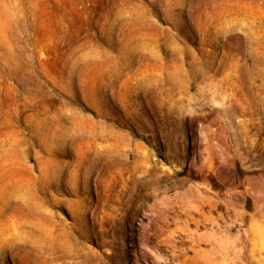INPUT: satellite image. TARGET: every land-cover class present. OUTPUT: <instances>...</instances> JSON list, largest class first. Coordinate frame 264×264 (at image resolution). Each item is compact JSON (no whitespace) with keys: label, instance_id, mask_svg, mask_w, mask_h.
I'll return each mask as SVG.
<instances>
[{"label":"rangeland","instance_id":"rangeland-1","mask_svg":"<svg viewBox=\"0 0 264 264\" xmlns=\"http://www.w3.org/2000/svg\"><path fill=\"white\" fill-rule=\"evenodd\" d=\"M0 264H264V0H0Z\"/></svg>","mask_w":264,"mask_h":264},{"label":"bare ground","instance_id":"bare-ground-1","mask_svg":"<svg viewBox=\"0 0 264 264\" xmlns=\"http://www.w3.org/2000/svg\"><path fill=\"white\" fill-rule=\"evenodd\" d=\"M31 213V217H38V216H40V214H41V216H45V215H43L42 213H40L39 211H31L30 212ZM33 229H34V232L36 233V234H38V236H43V238L45 239V237H47V235H48V233H46L44 230H42V228L41 227H36V226H33ZM46 247V246H45ZM44 247V248H45Z\"/></svg>","mask_w":264,"mask_h":264}]
</instances>
